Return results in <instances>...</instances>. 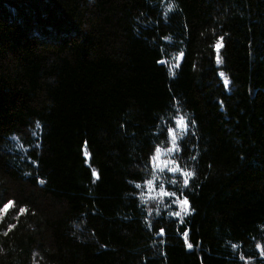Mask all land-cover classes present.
Listing matches in <instances>:
<instances>
[{
	"label": "trees",
	"instance_id": "16d2710c",
	"mask_svg": "<svg viewBox=\"0 0 264 264\" xmlns=\"http://www.w3.org/2000/svg\"><path fill=\"white\" fill-rule=\"evenodd\" d=\"M177 108L183 220L140 197ZM257 243L264 0H0V264H264Z\"/></svg>",
	"mask_w": 264,
	"mask_h": 264
},
{
	"label": "snow or ice",
	"instance_id": "6c2138e0",
	"mask_svg": "<svg viewBox=\"0 0 264 264\" xmlns=\"http://www.w3.org/2000/svg\"><path fill=\"white\" fill-rule=\"evenodd\" d=\"M169 8V11L172 10L173 8V5H169L168 6ZM167 16V13H165V17ZM220 42L223 41V37H219L218 38ZM216 43L215 45V49L218 51L219 48L222 46V43ZM180 56L183 57V53H180ZM178 67V65H176ZM174 75V73H172ZM222 75V74H221ZM177 116L175 117L174 119V123L176 125V128L180 129L181 131L183 132H186V129H187V122L184 118L183 115H179V109L177 108ZM194 123V122H193ZM36 127H40L39 123L37 122L36 124ZM175 130L174 128H168L167 129V132H168V135L171 136V142H172V145L173 147H168L167 149H165V154L168 155V156H173L175 154V142H176V135H175ZM154 161H159V165L157 166V171L160 172L161 174H163L165 172V170H167L169 173H177L178 171L180 172V174L185 178L183 180V186L184 188H186L189 184V177H192L194 176V173L191 172V171H184L183 169H180L179 166H174V167H169L170 164H173V165H176V161L174 159H161V148L160 147H156L155 149V156L153 157ZM193 159H195V157H193ZM94 176H96L97 178H99V174L97 172H95V170H93V173H92ZM41 183H43V181H41ZM145 183L147 184V186L150 188V189H154L155 187V172L153 173V178L152 179H148L145 181ZM172 186L175 187L176 186V181L175 180H172ZM136 188H140L141 185L140 184H136L135 185ZM184 188H181V193L183 192ZM159 196H162V197H176V199L173 200V203L174 204H177L181 210H183L185 213L188 212V208L186 206H188L190 204L189 200L187 197H184L183 199H179V197L177 196V192L176 191H167L165 189V187L161 184L160 185V189H159V193H158ZM13 202L12 201H9L8 204H5L4 205V209L6 210ZM26 209H21V213H23ZM174 216L176 217H180L181 216V211H175L173 213ZM162 229H161V233H162ZM7 233H5L6 235ZM188 248H192V244L189 243L187 245ZM231 247L232 249L235 251L237 249V245L236 244H231ZM256 248L258 250H260V254L262 256H264V246H261L259 243L256 244ZM239 259L244 261L245 260V257L243 255V253L240 254L239 256Z\"/></svg>",
	"mask_w": 264,
	"mask_h": 264
},
{
	"label": "rangeland",
	"instance_id": "374dc122",
	"mask_svg": "<svg viewBox=\"0 0 264 264\" xmlns=\"http://www.w3.org/2000/svg\"><path fill=\"white\" fill-rule=\"evenodd\" d=\"M185 120L187 122L186 118ZM174 129H176L175 130L176 142L174 146L176 149L175 154L173 156H168L165 154V149L161 150V159H174L177 162L176 165L170 164L169 167H174L177 165L179 166L178 164V153H179L178 145H179L180 140L188 132V129H189L188 122H187L186 132H183L180 129L176 128V125L174 126ZM168 147H173L172 142H171V136H169V146ZM158 165H159V161H154L153 159V162L151 165L152 170H151L150 179L153 178V173L155 172V187L154 189H150L146 183L143 185V187L141 188V192H140V197L142 198L143 204H145L149 210L151 209L153 210L154 208H156L157 210L159 209V215L164 214V215H168L177 220H183L184 218L188 217L190 214L189 206H186L188 208V212L185 213L183 210L180 209V207L177 204L173 203V200L176 199V197H162V196H159L158 193H159L161 184L165 187L167 191H173V186L171 183L172 180H175L176 183H179L183 181L185 178L180 174L179 171L173 174L165 170V172L161 174L160 172L156 170ZM178 210L181 211L180 217H176L173 215V213ZM246 264H249V263H246Z\"/></svg>",
	"mask_w": 264,
	"mask_h": 264
}]
</instances>
